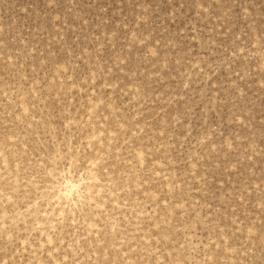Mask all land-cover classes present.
<instances>
[{"label":"rangeland","instance_id":"rangeland-1","mask_svg":"<svg viewBox=\"0 0 264 264\" xmlns=\"http://www.w3.org/2000/svg\"><path fill=\"white\" fill-rule=\"evenodd\" d=\"M86 2L98 6L89 10L85 19L75 23L62 18L56 23L54 20L45 22L37 8L38 0H0V40L6 41V45H0V174L12 172L14 184L18 179L23 181V169H19V177L15 175L18 171L17 162L23 163L25 167L31 161L40 164L38 157L44 155L41 148L46 151L49 147L43 139L45 133L49 141L54 140V129L58 125L53 121L57 117L63 119L66 115L72 122L70 136L77 145L83 141L84 145L91 147L89 133H92L96 136L92 142L95 149L102 148L104 152H110L111 160L121 165V170H131L122 183L126 192L123 195L118 192L116 197H112L113 203L102 208L112 213L115 219L109 216V220L118 224L115 246L121 255L129 251L128 248L120 247V241L125 237L132 241L133 248L150 245L154 251L161 247L156 244L160 238L154 235L157 230L149 227L159 224L163 230L161 234L168 235V240L162 243L166 247L162 249L161 260L167 257L172 247L178 246L172 243L175 240L179 243L187 241L189 247L204 249L207 246L219 253L217 258L221 264H225L226 259L230 264V248L247 235L249 227L255 225L258 228L261 225L259 193L246 190L244 196L250 195L251 199L245 200L239 189L248 183H251L253 190L264 188V181L261 180L264 143L259 129L255 130L253 136L251 123H243L241 106L235 105L233 101L232 77L236 73L229 72V66L220 63L222 56L217 59L219 54L213 50L215 41L208 39L212 35L211 28L203 27L194 19L188 25L187 43L195 44V48L186 47L184 51L199 52L201 59H207L217 67L213 74L205 73L203 81L196 80L188 73L184 83L178 84L176 77L180 70L168 69L161 59L160 69L168 71V76L160 75L156 70L155 56L148 54V49L155 50L158 38L165 35L166 31L155 15L164 16L165 13H159L158 10L153 13L154 23H146L144 13L161 0ZM164 2L172 3L173 0ZM76 17L74 13L73 20ZM129 17L132 18L131 26L127 23ZM141 24L147 28V32ZM198 30L204 32L205 47H201ZM175 31L173 29V33ZM148 33L154 34L157 39L145 47L142 37H147ZM179 33L183 36L185 29L181 27ZM216 34L217 39H224L219 27L216 28ZM169 42L175 49L176 41ZM118 44L124 45L125 54L131 52L133 72L138 67L140 78L137 80L132 73H128L131 79L125 83L127 69L120 68L110 74L113 75L111 86L104 85L103 80L95 88L84 85V77L80 74L83 68L92 65L99 68L104 63H116V56L120 53ZM105 47L108 55H105ZM142 47L143 51H136ZM223 50L221 47L220 52ZM101 56H104V61L100 60ZM256 60H259L258 54ZM198 65V61L193 62L197 72L201 71ZM258 67L257 63H253L251 71L257 73ZM184 71L187 72L186 69ZM212 75L216 78L213 79ZM76 76L79 79L73 84ZM117 76L119 80L115 78ZM190 79L193 80L192 89H195V93L188 90L185 95L182 89L186 88L185 84ZM262 86L264 81L258 74L255 85H247L253 89L257 112L260 110L259 100L264 98V94L257 89ZM101 90L108 93L111 104L105 103V107L111 112L112 121L120 123L121 118L124 120L120 137H112L111 145L107 137L101 139V131L97 130L101 124L105 129L108 125L83 107L89 104L93 96L105 99L99 95ZM145 90L151 96L146 108L142 98L139 103L136 102L137 93L143 95ZM193 96L195 103L189 99ZM53 97L59 100L56 111L51 107ZM91 106L99 107L94 102ZM243 112L251 117L248 107L243 108ZM100 113L105 114L103 109H100ZM255 121L259 123V118L256 117ZM63 138L64 132L61 131L60 139ZM228 140L233 141L234 147L230 150V156L226 157L220 147ZM139 145H143L149 159L155 158L148 170H138L124 162L128 155L126 149ZM226 159L240 161L239 171L232 165L225 171ZM109 167L114 168L113 164ZM229 172L233 175H229ZM145 177H148L147 181ZM129 180L133 182L135 194L132 196H128ZM173 183L176 188H173ZM3 187V182H0V188ZM165 195L166 200L161 198ZM125 197L132 203L125 204ZM117 205L120 207L116 208ZM134 211L143 213L140 220L132 215ZM120 221H123L122 225ZM112 223L107 225L108 232H113ZM137 223L141 224L140 229L135 227ZM85 226L91 232V241H97L99 235L101 240H107L111 250L112 238L104 237L101 231L103 225L93 220L91 227ZM238 229H243V236ZM136 240H139V246ZM138 256L148 258V254L143 251L130 258ZM7 259L0 256V264H5ZM151 259L156 260V256Z\"/></svg>","mask_w":264,"mask_h":264},{"label":"clouds","instance_id":"clouds-1","mask_svg":"<svg viewBox=\"0 0 264 264\" xmlns=\"http://www.w3.org/2000/svg\"><path fill=\"white\" fill-rule=\"evenodd\" d=\"M97 6L86 0H38L37 3V8L43 14L45 22L54 20L56 23H59L62 18L78 23L79 20L89 15V10ZM169 9H171L170 15H168ZM157 10L159 13H165L164 16L156 14L155 19L160 20L166 30L165 35L160 36L158 43L154 45L157 52L155 56L157 73L168 76V71H162L159 66V61L163 59L168 69L180 70L176 77L178 84L184 82L188 73L201 81L205 73L213 74L214 68L217 67L216 64H210L207 59H201L199 52L184 51L186 47L195 48V44L187 43L189 22L195 19L203 27H210L212 35L208 39L215 41L216 47L213 50L219 54L217 59L222 56L220 63L227 64L228 71L236 73L232 77L231 93L235 105L241 106L240 115L244 117L243 123L246 125L251 123L253 136L256 129H259L261 134V128L264 126V98L259 100L260 110L257 112L253 89L247 85H255L257 74L261 81H264V0H173L172 3L161 0L155 4L154 8L150 7L144 13L147 18L146 23H154L152 14ZM194 10L195 17H193ZM74 13L77 14L76 20H73ZM127 23L131 26V17L128 18ZM141 27L147 32L143 24ZM181 27L185 29L183 36L179 33ZM217 27L223 33L224 39L216 38ZM173 29L176 30L174 33ZM197 35L201 39V47H205L204 32L198 30ZM142 38L145 40L144 46L146 47L151 45L152 40L157 39V36L148 33L147 37ZM170 40L176 41L175 49L169 42ZM0 45H6V41L0 40ZM118 46L120 53L116 56V63H104L99 68L94 65L83 68L80 74L82 76L91 74L92 77L84 79V85L95 88L102 80L104 85H111L113 75L110 74H114L120 68L127 69L125 83L130 82L131 79L128 73H132L137 80L140 78L138 67L137 71L133 72L131 52L125 54L124 45L118 44ZM221 47L224 49L222 53L220 52ZM136 51H143V47ZM257 54L259 60H256ZM105 55H108L106 47ZM100 60L104 61V56H101ZM173 61L176 63L174 64ZM194 61L199 62L198 66L201 71H196L193 66ZM253 63L259 65L257 73L251 71ZM72 70L75 71V68L73 67ZM115 78L119 80L118 76ZM212 78L215 79V75H212ZM192 84L193 80L190 79L188 86L182 89L185 95L188 90L195 93ZM104 85L101 86L102 89ZM238 89L239 92H237ZM121 90H123V85H121ZM257 91L264 94V86ZM141 98L146 108L151 100L147 90L143 92V95L140 92L137 93L136 102L139 103ZM189 99L195 103L194 96ZM108 101L107 97L105 103ZM245 107L249 108L251 117L243 112ZM256 117L259 118V123H256ZM61 131L58 135L54 131L55 139L52 141L48 140L47 135L43 137L49 147L46 151L43 147L41 148L44 155L38 157L40 164L31 161L30 165L25 167L23 163L17 162L18 171L15 175L19 177V169H23L25 176L23 181L18 179L14 184L12 172H7L6 175L0 174V182L4 184V187L0 188V256L8 257L5 264H121L122 260H126L127 264H151L153 256H156L159 264H165V261L169 264H176V262L221 264L217 258L219 253L207 246L204 249L189 247L187 241L179 243L174 240L172 243L178 246L172 247L167 257L161 260L160 256L163 255L162 249L166 247L165 244H159L161 245L159 251L156 249L152 251L150 245L133 248L132 241L125 237L120 241V247L128 248L129 251L121 255L115 246L116 232L107 230V225L112 223L108 217L112 216V219H115L114 215L109 212H106L105 216L97 213L96 220L99 221L98 224L103 225L101 231L104 237L112 238L111 250L107 240H101L100 237L99 240L102 242L99 243H94L90 237L87 244L80 240L81 235H88L84 234L88 233V227L79 215L80 209L90 203L93 207L110 204L112 197H116L118 192L121 193V189L125 193L126 189L119 176H113L116 169L109 167L114 164L110 152H104L102 148L95 149V147L89 152L84 147L83 141L77 145L73 142L75 139L65 133L61 140ZM72 131L70 129V133ZM57 142H59L58 145ZM53 153L56 155L53 156ZM67 160H72V174H68L62 166ZM261 180L264 181L262 175ZM261 189L264 188L257 187L253 190L251 183H248L240 188L239 192L243 199L250 200L251 196H244V192L246 190L255 191L259 193L260 199ZM74 211L77 213L78 224L75 228H70L66 221ZM261 211L264 212V209ZM81 229L84 231L81 232ZM261 229L262 225L258 228L253 225L251 232L248 231L246 236H243V229H238L243 238L230 248V264H264V235ZM121 231L126 232L125 229ZM136 244L139 246V240H136ZM139 251L146 252L148 258L144 256L130 258L135 257ZM225 264H229L227 259Z\"/></svg>","mask_w":264,"mask_h":264},{"label":"snow or ice","instance_id":"snow-or-ice-1","mask_svg":"<svg viewBox=\"0 0 264 264\" xmlns=\"http://www.w3.org/2000/svg\"><path fill=\"white\" fill-rule=\"evenodd\" d=\"M148 54L150 55H157L156 50H152V49H148ZM59 68V65H58ZM65 71H67V68L65 67ZM84 79H90L91 74H84L83 75ZM79 79V76H76L73 78V84L76 82V80ZM184 83V82H182ZM107 86H111V85H107ZM188 86V82L187 84H185V87ZM81 87H83V84H81ZM100 96L104 97L105 99H97L96 96H93L89 102L88 105H84L83 107L87 108V112L88 113H92L94 114V116H98L99 120L103 121L104 124L108 125V128L105 129L104 125L101 124L100 128L97 130L101 131V139H105L106 137L108 138L107 142L111 145V138L115 137V138H119L121 131L124 129V120L123 118L120 119V123H115L112 121L111 119V112L108 111V109L105 107V100L108 97V93L107 92H100L99 93ZM52 99V105L51 107L53 108V111H56V105L59 103L58 98H51ZM95 103L96 105H98V108H93L91 105L92 103ZM108 104L110 105L111 102L108 101ZM114 107V106H113ZM100 109L104 110L105 114H101L100 113ZM82 119V117H81ZM65 121H67V123H65ZM54 124H57L58 126L54 129V131L57 133V135L59 134V132L62 130L65 135L70 136V129H71V120L69 119L68 116H63V119H60L59 117H57L54 121ZM77 123H80V121H77ZM139 123V122H137ZM7 132V130H6ZM45 135H47V133H45ZM261 137H262V143H264V126H262L261 128ZM8 137H6L7 139ZM96 136L92 133H89V143L92 145L91 147H89V145H84V147L91 152L92 148L95 147L94 144H92L93 141H95ZM75 142V141H73ZM201 143H203V141H201ZM125 145H127V141H125ZM205 147H207V145H204ZM234 147V143L231 140L225 141V143L220 147V151H224L226 157L230 156V150ZM128 152L127 157H125V163L127 165H132L133 167H136L138 170H148L149 169V165H151L154 162L155 158L149 159L148 153L145 152L143 150V145H139L130 149H126ZM56 154L53 153V156H55ZM117 160L120 159V157H116ZM232 165L235 167L236 171H239V161H232L230 159H226L224 161V166H225V171H228V166ZM63 168L67 170L68 174H72V167H73V163L72 160H67L63 162ZM113 167L116 169V171L113 172V176H119L121 183L125 182V177L128 176L130 174V169L128 168H123V170H121V165L119 164H113ZM152 171H155V169H151ZM158 174V173H157ZM229 175H233L232 172L228 173ZM262 177H264V171H262ZM167 179V178H166ZM145 181L148 180V177L144 178ZM129 184V188H128V196H132L134 195V191L132 189V181L129 180L127 181ZM117 187L119 188L120 185L118 184ZM173 188H176L175 183H173ZM121 194H124V190L121 189ZM227 195V194H225ZM163 199H167V195L161 197ZM113 203V202H111ZM132 203V201L130 199H128L127 197H125V204H130ZM259 204L261 209H264V189H261V196L259 199ZM178 207H182V205H177ZM120 206L117 205L116 208H119ZM102 208H106V205H96L95 207L92 206V204L90 203L88 206L82 207L80 209L79 215L81 217V219L85 222V224L89 225V227L92 226V221L95 220L96 223H99V221L96 220V214L98 213L100 216H105L106 215V211L102 210ZM110 214V213H109ZM63 215V214H62ZM137 220H140L141 217L143 216L142 212H133L132 214ZM77 213L74 211L67 219L66 223L69 225L70 228H75L78 224V220H77ZM120 225L123 224V221L119 222ZM261 225H262V235H264V212H262L261 215ZM112 229L113 231H115L118 227L117 223H112ZM135 227L140 229L141 228V224L137 223L135 224ZM150 228H155L157 231L154 235H158L160 238L156 240V244L159 245L161 243H163L164 241H166L168 239V235L165 234H161L163 232V230L161 229V226L159 224H155V225H149ZM84 229H81V232H83ZM248 231L251 232V227L248 228ZM91 235V232L88 229V235L84 236L81 235L80 236V240H82L85 244L88 243V239ZM99 235H98V239L97 241H95L94 243H99L102 242L99 240ZM142 239V237H141ZM49 243H51V241H49ZM157 251H159V247L156 248ZM121 264H127L126 260H122ZM151 264H159L158 261L153 260L151 261ZM165 264H169L168 261H165ZM176 264H181V262H176Z\"/></svg>","mask_w":264,"mask_h":264}]
</instances>
